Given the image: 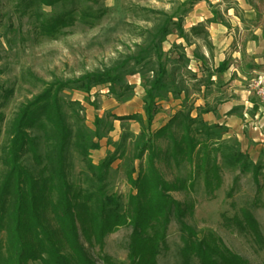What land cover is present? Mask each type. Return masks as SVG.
I'll return each instance as SVG.
<instances>
[{
	"label": "trees",
	"instance_id": "16d2710c",
	"mask_svg": "<svg viewBox=\"0 0 264 264\" xmlns=\"http://www.w3.org/2000/svg\"><path fill=\"white\" fill-rule=\"evenodd\" d=\"M39 1L52 8L50 13L37 12L39 28L47 36L56 37L79 20L74 8H66L68 0ZM155 12L159 18L151 29L144 30L141 42H135L103 68L74 78H56L16 113L5 158L8 171L0 185V264H99L83 243L81 233L94 237L102 247L109 233L126 225L133 228L129 243L131 264H158L173 217L187 235L182 248L184 264L194 259L199 264H246L215 233L199 235L187 221L194 204L181 202L171 193L186 191L190 196L202 183L211 196L222 185L224 168L238 171L235 184L241 176L251 174L262 190L264 154L254 160L239 142L226 136V126L201 119L200 113L216 112L208 101L199 107L198 115L192 113L191 92L207 100L216 84L214 76L228 69L226 61L218 66L210 64L198 48L193 56L201 61L199 71L190 68L192 58L187 47L194 44L193 39H202L209 60L213 57L207 23L185 28L183 17ZM81 14L87 16L88 12L82 9ZM174 33L184 43L174 44L169 53L175 55L170 56L163 43ZM136 74L146 76L142 108L148 129L135 136L138 152L134 158L141 162L138 176H128L135 191L124 202L121 196L106 194L113 157L108 155L99 164L90 158L91 151L101 147L100 141L111 130L107 128L109 114L98 116L95 130L90 133L80 116V102L66 100L61 93L64 89L90 92L108 85L110 92L117 95L118 85L119 95L125 94L133 88L126 78ZM170 96L182 100L180 109L166 125L152 130L159 102ZM65 104L73 106L78 117L75 147L87 162L93 190L74 192L68 180L67 148L74 129ZM3 118L0 113V121ZM115 119L136 120L144 127L141 113ZM159 139L166 140L165 147L158 144ZM160 158L173 171L171 180L159 168ZM103 259L105 264H115L109 257Z\"/></svg>",
	"mask_w": 264,
	"mask_h": 264
},
{
	"label": "rangeland",
	"instance_id": "374dc122",
	"mask_svg": "<svg viewBox=\"0 0 264 264\" xmlns=\"http://www.w3.org/2000/svg\"><path fill=\"white\" fill-rule=\"evenodd\" d=\"M66 8H74L79 20L74 26L66 28L64 33L50 37L39 28L37 12L50 13L51 7L42 6L39 0H0V113L4 116L0 121V185L8 171L5 158L11 138V124L18 110L56 78H74L103 68L135 42H141L144 30L151 29L159 18L155 12L157 10L176 18L183 17L185 28H190L198 20L197 13L205 11L208 27L212 21L221 22L227 25L231 34H235L234 44L247 47L251 43L245 56L248 63L245 64L253 67L255 62L264 66V0H221L216 4L203 1L200 5L193 0H68ZM82 9L88 12L87 16H82ZM256 36L260 42L253 45L251 41ZM179 39L175 33L169 35L163 43L164 50L169 53ZM210 42L213 44L211 37ZM193 43L187 47V54L192 58V70L199 71L201 65V61L193 56L195 48L208 55L210 64L217 63L215 46L212 45L213 57L209 60L205 42L198 38L193 39ZM254 51L261 54L257 56V53H252ZM169 55L174 56L175 53ZM255 57L259 61H255ZM261 71L264 74V69ZM126 82L133 88L121 95L118 85L117 95L110 92L108 85L93 88L90 92L64 89L61 93L66 100L80 102V116L84 117L90 133L95 130L96 118L109 114L107 128L111 127V130L100 141L101 147L91 151L90 158L93 163L99 164L108 155L113 157L106 179V194L121 196L124 202L135 191L128 176H138L141 162L134 158L138 152L135 136L144 128L148 129V120L142 108L146 76L129 75ZM216 82L207 97L212 102L218 101L219 87H222L219 79ZM248 96L253 108L264 107L251 90ZM202 97V94L191 92L189 104L193 105V114L199 111L196 104L204 100ZM181 102V99L172 96L159 102L152 130L166 125L180 109ZM65 110L74 129L67 148L68 180L74 192H82L92 189L89 180L92 174L75 147L77 114L71 105L65 104ZM134 113L143 115L144 127L136 120L115 119ZM248 137L243 140L246 142ZM158 144L165 147L166 140L159 139ZM242 149L254 160L264 154V147L260 149L255 143L249 144L248 149ZM158 166L168 180L173 178V171L163 158L159 159ZM237 173L224 168L221 173L222 185L211 196L206 194L202 183L190 196L186 191H173L171 195L181 202L194 204L193 210L188 212L187 221L199 235L213 232L228 248L243 257L246 264H264V189L257 188L251 174L241 176L239 183L235 184L234 176ZM132 231L129 225L117 227L105 237L102 247L94 237L89 238L81 233V239L99 264H105L103 258L106 257L115 264H131L129 243ZM186 239L187 235L183 234L173 217L168 226L166 243L157 257L158 264H184L182 248ZM189 262L199 264L195 259Z\"/></svg>",
	"mask_w": 264,
	"mask_h": 264
},
{
	"label": "crops",
	"instance_id": "0c3cea01",
	"mask_svg": "<svg viewBox=\"0 0 264 264\" xmlns=\"http://www.w3.org/2000/svg\"><path fill=\"white\" fill-rule=\"evenodd\" d=\"M203 1L216 4L221 0H198V5ZM197 17L198 20L195 23H192V25L205 22V20L208 19L205 11L197 13ZM208 30L209 33L211 32L210 37L213 40L212 45L215 46V56L217 58L215 66L226 61L228 69L223 74L214 76L215 81L219 79L220 85H222V87H219L218 101L212 102L210 100H201L200 103L196 104L197 107H200L204 106L206 101H208L216 107V112L200 113L199 117L210 124L226 126L228 130L227 137L234 138L236 141L242 143V148L245 147L248 149L249 144L254 145L255 143V145L259 146L261 149L264 147V107L259 109L253 108L248 95H250L249 82L251 76L257 71L259 72H257L258 74L255 76L263 73L261 70L264 69V66L255 62V66L253 67L245 64L248 63L245 56L247 50L251 47V43L247 47L240 46L238 43L234 44L235 34H231V30L227 25L218 21H212ZM178 42L182 43L183 39L180 38ZM251 42L255 45V43L260 41L256 36ZM258 52L259 51H254L252 53H257L255 55L259 56L261 52ZM254 60L259 61L256 57ZM198 114L199 111H195L193 115L196 116ZM247 136L249 137L245 142L243 138ZM256 136H258V138ZM251 140L252 142L249 143Z\"/></svg>",
	"mask_w": 264,
	"mask_h": 264
},
{
	"label": "built area",
	"instance_id": "2783aa9c",
	"mask_svg": "<svg viewBox=\"0 0 264 264\" xmlns=\"http://www.w3.org/2000/svg\"><path fill=\"white\" fill-rule=\"evenodd\" d=\"M249 88L259 98L261 104L264 106V74H259L251 78Z\"/></svg>",
	"mask_w": 264,
	"mask_h": 264
}]
</instances>
